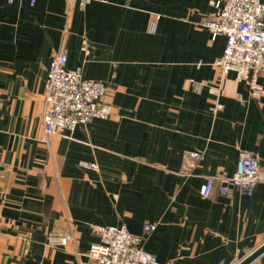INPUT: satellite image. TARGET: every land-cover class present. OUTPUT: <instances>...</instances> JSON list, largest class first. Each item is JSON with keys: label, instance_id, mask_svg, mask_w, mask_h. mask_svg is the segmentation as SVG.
<instances>
[{"label": "crops", "instance_id": "obj_1", "mask_svg": "<svg viewBox=\"0 0 264 264\" xmlns=\"http://www.w3.org/2000/svg\"><path fill=\"white\" fill-rule=\"evenodd\" d=\"M212 12L208 0H0V264H92L97 225L142 236L161 264H236L264 242V183L200 194L241 149L264 169V92L249 97L230 72L212 110L225 44L203 24ZM62 47L67 68L106 84L113 111L46 134L44 82ZM188 150L202 153L190 175ZM67 231L74 241L48 246Z\"/></svg>", "mask_w": 264, "mask_h": 264}, {"label": "built area", "instance_id": "obj_2", "mask_svg": "<svg viewBox=\"0 0 264 264\" xmlns=\"http://www.w3.org/2000/svg\"><path fill=\"white\" fill-rule=\"evenodd\" d=\"M35 0H30L34 3ZM92 0H66L68 6L83 8ZM213 8L204 26L212 39L224 36L222 54L214 64L218 68V77L207 85L212 97V110L222 109L218 101L221 95V82L230 72L234 79L247 86L249 97L259 100L263 88L259 78L264 74V1L263 0H208ZM85 54L88 53L86 50ZM67 53L62 47L49 63L44 82L43 126L46 134L72 132L78 124H85L94 118L106 119L113 111L112 104L106 99L107 86L104 82L83 76L82 67H66ZM199 65V64H198ZM201 86V85H200ZM241 106H246L247 99L241 92L236 94ZM198 150H188L182 158L186 174L201 159ZM86 168H96L93 163H81ZM215 183L218 193L230 195L237 189L250 196L257 183H264V169L251 152L238 151L235 172L228 177L208 175L201 186L200 194L208 197ZM154 225L146 224L147 234ZM97 241L91 243L86 256L92 264H161L142 247L143 237L131 234L123 226L97 225L94 227ZM74 241L71 231L52 232L47 236L48 246L64 247Z\"/></svg>", "mask_w": 264, "mask_h": 264}, {"label": "water", "instance_id": "obj_3", "mask_svg": "<svg viewBox=\"0 0 264 264\" xmlns=\"http://www.w3.org/2000/svg\"><path fill=\"white\" fill-rule=\"evenodd\" d=\"M262 252H264V242L236 264H249L252 260H254Z\"/></svg>", "mask_w": 264, "mask_h": 264}]
</instances>
